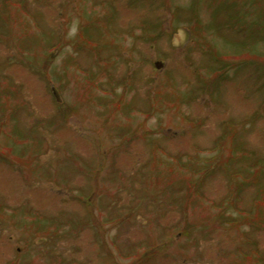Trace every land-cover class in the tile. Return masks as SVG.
<instances>
[{
  "label": "rangeland",
  "instance_id": "1",
  "mask_svg": "<svg viewBox=\"0 0 264 264\" xmlns=\"http://www.w3.org/2000/svg\"><path fill=\"white\" fill-rule=\"evenodd\" d=\"M0 264H264V0H0Z\"/></svg>",
  "mask_w": 264,
  "mask_h": 264
},
{
  "label": "trees",
  "instance_id": "2",
  "mask_svg": "<svg viewBox=\"0 0 264 264\" xmlns=\"http://www.w3.org/2000/svg\"><path fill=\"white\" fill-rule=\"evenodd\" d=\"M218 59H219V58H218ZM218 59H217V60H218Z\"/></svg>",
  "mask_w": 264,
  "mask_h": 264
}]
</instances>
